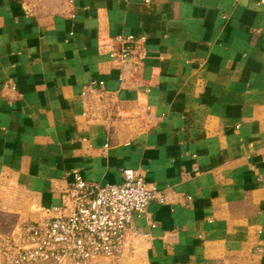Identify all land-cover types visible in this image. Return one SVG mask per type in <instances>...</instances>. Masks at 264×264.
I'll use <instances>...</instances> for the list:
<instances>
[{"label": "crops", "instance_id": "0c3cea01", "mask_svg": "<svg viewBox=\"0 0 264 264\" xmlns=\"http://www.w3.org/2000/svg\"><path fill=\"white\" fill-rule=\"evenodd\" d=\"M144 1L0 0V213L68 215L74 172L133 170L165 203L95 264H264V0ZM120 34L146 39L122 71Z\"/></svg>", "mask_w": 264, "mask_h": 264}, {"label": "built area", "instance_id": "2783aa9c", "mask_svg": "<svg viewBox=\"0 0 264 264\" xmlns=\"http://www.w3.org/2000/svg\"><path fill=\"white\" fill-rule=\"evenodd\" d=\"M102 42L109 48V60L120 71L136 52L140 59L145 56L146 39L142 35L120 34ZM95 88L102 90L103 83L87 84L83 95ZM0 89L15 92L16 86L10 80L2 82ZM166 194L167 189L146 184L133 170H123L119 184L92 183L74 172L67 193L69 214L62 215L60 208H47L41 220L19 224L0 235V264H95L100 258L115 260L131 238L140 236L134 229V219L151 204L163 205Z\"/></svg>", "mask_w": 264, "mask_h": 264}, {"label": "rangeland", "instance_id": "374dc122", "mask_svg": "<svg viewBox=\"0 0 264 264\" xmlns=\"http://www.w3.org/2000/svg\"><path fill=\"white\" fill-rule=\"evenodd\" d=\"M16 225L17 222L14 216L0 213V235L10 233Z\"/></svg>", "mask_w": 264, "mask_h": 264}]
</instances>
